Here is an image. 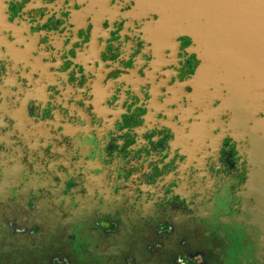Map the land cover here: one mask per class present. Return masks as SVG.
<instances>
[{
  "label": "flooded vegetation",
  "instance_id": "obj_1",
  "mask_svg": "<svg viewBox=\"0 0 264 264\" xmlns=\"http://www.w3.org/2000/svg\"><path fill=\"white\" fill-rule=\"evenodd\" d=\"M196 46L150 0H0V264H264V112Z\"/></svg>",
  "mask_w": 264,
  "mask_h": 264
},
{
  "label": "water",
  "instance_id": "obj_2",
  "mask_svg": "<svg viewBox=\"0 0 264 264\" xmlns=\"http://www.w3.org/2000/svg\"><path fill=\"white\" fill-rule=\"evenodd\" d=\"M150 1L169 29L194 38L199 93L228 90L238 122L264 112V0Z\"/></svg>",
  "mask_w": 264,
  "mask_h": 264
}]
</instances>
